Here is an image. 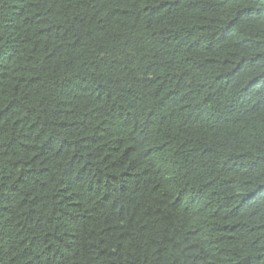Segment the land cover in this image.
Listing matches in <instances>:
<instances>
[{
  "label": "trees",
  "instance_id": "obj_1",
  "mask_svg": "<svg viewBox=\"0 0 264 264\" xmlns=\"http://www.w3.org/2000/svg\"><path fill=\"white\" fill-rule=\"evenodd\" d=\"M0 264H264V0H0Z\"/></svg>",
  "mask_w": 264,
  "mask_h": 264
}]
</instances>
